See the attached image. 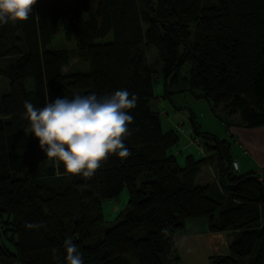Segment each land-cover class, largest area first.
<instances>
[{"label":"trees","instance_id":"trees-1","mask_svg":"<svg viewBox=\"0 0 264 264\" xmlns=\"http://www.w3.org/2000/svg\"><path fill=\"white\" fill-rule=\"evenodd\" d=\"M61 30L87 70L64 73L72 54L48 49ZM109 32L112 41L95 43ZM151 47L165 77L187 65L196 98L238 115L246 128L264 126V0H37L29 20L0 26V59L14 60L11 72L0 68L8 86L0 96V224L14 247H0V264H66L69 237L84 264H178L174 236L196 218L207 220L208 232L237 233L229 254L209 264H264V178L238 174L231 143L210 134L207 155H188L179 166L178 133L164 131L153 109ZM119 89L138 97L125 141L132 155L109 156L91 178L66 174L24 131L25 101L39 108L77 92ZM204 166L214 178L198 184ZM124 188L127 204L106 228L101 204Z\"/></svg>","mask_w":264,"mask_h":264},{"label":"clouds","instance_id":"clouds-1","mask_svg":"<svg viewBox=\"0 0 264 264\" xmlns=\"http://www.w3.org/2000/svg\"><path fill=\"white\" fill-rule=\"evenodd\" d=\"M37 0H0V26L22 23L32 16ZM138 97L127 89L107 95L75 93L36 107L24 102L25 132L39 141V147L49 161L62 164L66 174L91 178L109 156L127 158L132 155L125 141L132 135L134 117L130 110ZM27 229L44 227L28 223ZM167 230H162L166 235ZM66 264H84L82 253L71 237L63 241ZM53 253L57 250L52 249Z\"/></svg>","mask_w":264,"mask_h":264},{"label":"rangeland","instance_id":"rangeland-1","mask_svg":"<svg viewBox=\"0 0 264 264\" xmlns=\"http://www.w3.org/2000/svg\"><path fill=\"white\" fill-rule=\"evenodd\" d=\"M112 37V33L109 32L105 37L95 39V43L110 42L112 41ZM48 49H64L72 54L68 65L62 68L64 73L71 74L87 70V64L80 61L76 56V45L74 39L64 36L62 30L60 32L58 31L52 37V41L48 45ZM146 56L152 72L154 94L157 97L153 103V109L160 113L159 119L162 129L164 131L171 129L175 130L179 136L177 146L172 149V154L175 156L179 166L184 167L185 157L188 155H192L195 160L203 157L201 148H203L207 143H215L214 140L210 139L212 138L209 137L210 135L219 138L220 141L225 140L223 141L225 143H231L230 133L225 128V120L227 116L222 110V107L220 106L214 108L213 104L207 100L195 97V94L197 95L199 92L191 93L187 89L188 66L185 65L179 70V72H173L165 77L162 71V63L158 59L156 49L154 47L147 48ZM13 62L14 60L11 58L3 60L0 59V68L6 72H11L14 69ZM32 86V81L27 80L26 89L31 91ZM7 90V80L5 77L0 75V96ZM191 118L194 121L195 130L197 132L196 134L193 131ZM207 135L209 136L207 137ZM198 143L201 145L198 146ZM231 151H234L232 147ZM206 171L209 175V178L206 181L211 182L210 179L212 173L209 170V167H202V172L206 173ZM237 173L240 174L239 172ZM201 179L202 176H198L196 183L202 184L203 182H201ZM127 201L128 191L124 188L118 198L108 199L102 202L101 208L103 218L106 222H108L106 228H109L117 218L118 214L124 210ZM6 218L7 216L4 215L3 219ZM193 221L199 220H187L185 227L192 225L190 223H194ZM200 221L202 223H206L207 220L204 218ZM194 228H196V226H194ZM4 229L5 226L0 224V247H4L6 250L14 252L13 244L9 240L11 238V232ZM12 264L20 263L14 262Z\"/></svg>","mask_w":264,"mask_h":264},{"label":"crops","instance_id":"crops-1","mask_svg":"<svg viewBox=\"0 0 264 264\" xmlns=\"http://www.w3.org/2000/svg\"><path fill=\"white\" fill-rule=\"evenodd\" d=\"M225 121L228 124L225 125V128L230 133L231 147L234 149L231 151L232 160L236 161L238 166L236 172L240 174L257 172L264 178V126L246 128L240 124L238 115L227 116ZM201 151L203 156L207 155L203 148ZM209 170L212 173L210 179L212 181L214 178L213 170L211 167ZM198 176H202V184L209 183L206 181L209 178L207 171L206 173L202 172L201 168ZM201 219L204 218L189 219L199 221L190 223L192 224L189 225L191 228L184 225L182 231L175 234L174 242L180 257L178 264H209L210 256L229 253V244L237 233L208 232L207 221L202 223Z\"/></svg>","mask_w":264,"mask_h":264},{"label":"built area","instance_id":"built-area-1","mask_svg":"<svg viewBox=\"0 0 264 264\" xmlns=\"http://www.w3.org/2000/svg\"><path fill=\"white\" fill-rule=\"evenodd\" d=\"M197 145L200 146V143H198ZM232 166H233V169L234 170H237L238 169V166H237V162L236 161H233Z\"/></svg>","mask_w":264,"mask_h":264},{"label":"water","instance_id":"water-1","mask_svg":"<svg viewBox=\"0 0 264 264\" xmlns=\"http://www.w3.org/2000/svg\"><path fill=\"white\" fill-rule=\"evenodd\" d=\"M223 141H225V140H223Z\"/></svg>","mask_w":264,"mask_h":264}]
</instances>
